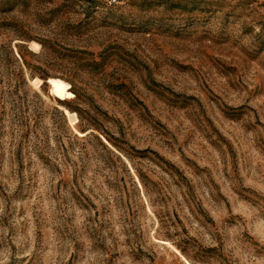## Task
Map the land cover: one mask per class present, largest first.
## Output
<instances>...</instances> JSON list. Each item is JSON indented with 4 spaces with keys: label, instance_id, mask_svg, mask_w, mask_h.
<instances>
[{
    "label": "rangeland",
    "instance_id": "1",
    "mask_svg": "<svg viewBox=\"0 0 264 264\" xmlns=\"http://www.w3.org/2000/svg\"><path fill=\"white\" fill-rule=\"evenodd\" d=\"M0 264H264V0H0Z\"/></svg>",
    "mask_w": 264,
    "mask_h": 264
}]
</instances>
